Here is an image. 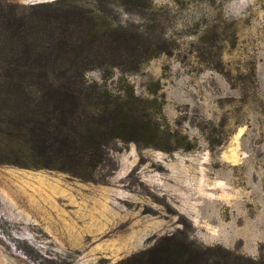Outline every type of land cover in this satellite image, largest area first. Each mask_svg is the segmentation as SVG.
I'll list each match as a JSON object with an SVG mask.
<instances>
[{
    "label": "rangeland",
    "instance_id": "1",
    "mask_svg": "<svg viewBox=\"0 0 264 264\" xmlns=\"http://www.w3.org/2000/svg\"><path fill=\"white\" fill-rule=\"evenodd\" d=\"M60 72L131 104L82 178L18 146ZM0 162V264H264V0H0Z\"/></svg>",
    "mask_w": 264,
    "mask_h": 264
},
{
    "label": "trees",
    "instance_id": "2",
    "mask_svg": "<svg viewBox=\"0 0 264 264\" xmlns=\"http://www.w3.org/2000/svg\"><path fill=\"white\" fill-rule=\"evenodd\" d=\"M61 3L60 1L56 2L57 5ZM66 12H69L67 8ZM66 12L65 14H67ZM96 34H100V30L92 24L84 30L82 39L91 42V46L98 54L97 58L102 60L106 55L116 57L115 54L119 53L117 41H108L106 46L94 45L92 43L98 36L93 37V35ZM79 49L81 47L76 50ZM81 52L83 50L76 53ZM61 60L70 62L74 58L72 59L70 52H64L60 56V60L56 59L55 62ZM42 68L43 66L39 64L38 69ZM62 68L61 64L59 69ZM50 87L57 97L62 98L61 102L60 98H57L61 107L68 106V103L65 102L67 98L72 99L74 104L72 103L69 110L57 111L56 114L39 122L34 121L29 125L19 126L17 130L20 131L18 134L20 136L18 137L22 140H19L18 146L26 147L32 155L59 163L57 168L47 166L50 169L71 173L77 178H82L86 169H95L105 162L110 150L109 142L126 141L121 133H125L129 127L127 118H133L131 117V104L126 103L123 96V98L114 96L107 88L88 83L79 75L76 79L66 77L65 72H60ZM79 101L81 105L78 103ZM86 102L88 103L86 104ZM106 150H108V154ZM0 164L15 165L8 162H0ZM164 244L159 251L166 254L164 256L167 261L170 259L171 250L181 253L177 248L171 249L173 246L170 244L166 242ZM180 255L182 256V254ZM185 259L179 257L178 264H188Z\"/></svg>",
    "mask_w": 264,
    "mask_h": 264
},
{
    "label": "bare ground",
    "instance_id": "3",
    "mask_svg": "<svg viewBox=\"0 0 264 264\" xmlns=\"http://www.w3.org/2000/svg\"><path fill=\"white\" fill-rule=\"evenodd\" d=\"M11 236V235H10ZM13 238V237H12ZM35 238V237H34ZM33 246V245H32Z\"/></svg>",
    "mask_w": 264,
    "mask_h": 264
}]
</instances>
